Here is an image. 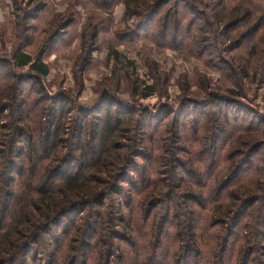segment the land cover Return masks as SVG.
Here are the masks:
<instances>
[{
    "label": "rangeland",
    "instance_id": "374dc122",
    "mask_svg": "<svg viewBox=\"0 0 264 264\" xmlns=\"http://www.w3.org/2000/svg\"><path fill=\"white\" fill-rule=\"evenodd\" d=\"M177 3L178 0H170L148 24H143L146 19L135 16L127 0H0V89L5 94L0 95V125L8 129L19 126L14 125L15 119L26 128L42 125V122L62 125L66 137L64 151L73 150L68 140L74 125H84L85 140L89 143L91 125H102L99 117L105 107L110 108L111 122L116 125L118 119L117 125H123L117 141L123 145L130 142L131 125L135 122L146 125L143 153L152 159H138V166L147 165V172L139 169L133 173L138 183L132 190L141 188L140 192H134L133 205L155 195L152 192L146 194L150 187L147 176L156 181L164 175L163 150L175 127L181 132L180 143L186 141L187 151L194 152L200 148L194 141L191 144L194 134L200 132L203 137L201 147L205 148L211 137L218 133L212 126L226 125L227 134L221 143L229 144V126L235 125L236 119L247 125L253 121L251 125L260 128L245 139H256L262 145L253 155L250 166L264 169V0H186L181 6L189 5L196 16L186 12L188 17L179 32L174 33L172 28L178 16L171 9ZM246 10L249 11L246 21L236 25L234 12L241 14ZM219 11H226L225 20L233 22L225 27L224 20L220 22L213 16ZM66 23H70L69 27L63 28ZM167 24L164 35L162 32ZM188 31L199 33L198 39L202 40L199 48L198 44L191 45ZM56 32L62 41L46 46L47 38ZM242 35L248 36L240 44ZM24 38L29 39L28 46H24L27 42ZM22 46L49 64L47 76H41L39 80L28 66L12 67L7 63ZM196 49L200 56L204 53L201 59L191 54L190 51ZM233 70L236 79L229 78ZM19 76H23L19 86L23 93L17 97L18 91L14 92L10 86ZM136 85L139 87L137 92L134 90ZM148 86L154 90L151 88L153 94L145 98L143 95L151 91ZM231 88L239 95L229 92ZM13 98H17L19 105L16 109L12 106ZM52 106L54 109L63 106L64 111L57 110L53 118L49 116ZM168 110L172 113H166ZM130 111L134 113L129 115ZM27 138L28 133L23 140L25 146ZM203 152L201 150V158L205 159ZM80 155L83 158L82 153ZM180 156L189 164L188 154L184 152ZM243 157L232 160L230 172L242 163ZM225 165L221 163L220 166L218 162L212 172L214 169L215 173L224 171ZM76 166L77 162L73 167ZM259 170L257 178L261 184L264 183V171ZM251 175L250 172L243 173L237 181ZM13 185L16 190L19 188L18 174H15ZM124 187L125 191L129 189L127 185ZM261 201L264 202V192ZM112 202L107 200L106 205L110 206ZM161 210H155L151 218L160 216ZM128 211L129 207L124 206L122 213L128 215ZM84 215L78 211L51 228L28 255V264H33L32 261L47 264L50 251L56 256L55 264H67L70 255L74 254L73 246H77L72 240ZM248 219V216L244 218L235 231L232 240L235 246L242 243ZM166 228L170 233L175 232L171 221ZM121 230L127 232L124 228ZM104 235H107L106 231ZM97 240L90 243L95 250L89 251L88 264H109L111 258L105 254L99 256L97 252L107 246ZM82 260L78 257L76 264H82ZM112 260L117 264V258Z\"/></svg>",
    "mask_w": 264,
    "mask_h": 264
},
{
    "label": "trees",
    "instance_id": "16d2710c",
    "mask_svg": "<svg viewBox=\"0 0 264 264\" xmlns=\"http://www.w3.org/2000/svg\"><path fill=\"white\" fill-rule=\"evenodd\" d=\"M169 1L127 0V3L133 14L143 17L146 19L143 24H148L160 7ZM184 1L178 0L171 9L178 16L172 28L174 33L179 32L187 13L196 16L189 5L181 6ZM248 12H234L236 25L246 21ZM213 16L220 22L224 20L225 27L233 22L225 20L228 16L226 11L215 12ZM167 26H164V35ZM58 32L47 38L46 46L62 41ZM187 34L191 45L198 44V48L202 45L199 33L188 31ZM247 36H241L240 44ZM24 39L27 40L24 46H28L29 39ZM24 46L19 47L7 63L12 67L28 66L39 80L41 76H47L49 64L40 56L35 57L24 50ZM192 51L191 54L198 59L204 55L200 56L198 49ZM229 78L236 79V71ZM16 79L18 81L11 83L10 87L14 92L18 91L17 97H20L23 90L19 86L23 76ZM151 88L148 86L149 90ZM134 90H139L138 85ZM229 92L239 95L236 89L231 88ZM3 93L4 90L0 89L1 96L5 95ZM152 94L151 90L143 96L147 98ZM16 99L12 102L15 109L19 107ZM57 110L64 111V107L54 109L52 106L49 116L54 118ZM133 113L130 111L129 115ZM166 113L170 114L172 110ZM111 117L110 108L105 107L99 117L102 125L90 127L89 143L85 140L84 125H74L68 140L72 151H64L66 137L63 136L62 125H45L42 122V125L38 123L26 128L18 119L14 120V125L19 126L14 128L0 125V196L3 198L0 201V264H28V255L42 236L59 225L62 219L78 211L85 215L72 240L77 246H73L71 251L74 254L70 255L67 264H76L78 257L83 258L82 264H88L89 251L95 250V246L90 244L94 239H98L97 243L106 244L107 249L96 251L99 256L105 254L110 257L109 264H115L112 258H117V264H264V202L261 201L264 183L259 184L257 178L259 169H264L250 166L262 143L256 139H245L249 134H255L260 126L251 125L253 121L247 125L236 119L235 125L229 126L231 132L227 144L221 143L227 134L226 125H213L212 128L218 131L217 136L211 137L205 148L201 147L203 137L200 132L194 134L191 144L193 141L200 144L194 152L187 151L186 141L185 144L180 143L181 132L175 127L163 150L167 172L164 170V175L156 181L147 176L150 187L146 194L152 192L155 195L133 205L134 192L141 191L139 187L132 190L138 183L133 173L139 169L147 172V165L138 166V159H152L143 153V129L146 125H137V122L131 125L130 142L123 145L117 142L123 125H117L118 119L114 125ZM201 150L205 159L201 158ZM184 152L189 156V164L180 156ZM79 153L83 158L78 156ZM238 156H244V159L230 172L232 160ZM76 162L77 166L73 167ZM218 162L220 166L221 163L226 164L225 170L215 173L214 169L213 173ZM246 172L252 175L237 181ZM15 174L20 176L17 190L13 185ZM124 185L129 189L125 191ZM107 200L113 201L110 206L106 205ZM124 206L129 207L128 215L122 213ZM158 208L162 209L158 212L160 216L151 218ZM247 216V231L242 243L235 246L232 241L235 231ZM170 221L175 226L173 233L166 228ZM122 228L127 232H122ZM140 230L142 232L138 233ZM48 256L47 264L57 262L53 252L50 251Z\"/></svg>",
    "mask_w": 264,
    "mask_h": 264
}]
</instances>
